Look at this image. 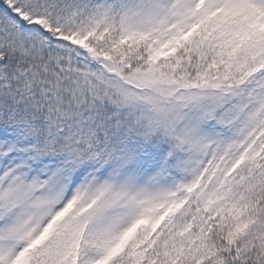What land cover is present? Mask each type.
Segmentation results:
<instances>
[{"label": "snow or ice", "instance_id": "6c2138e0", "mask_svg": "<svg viewBox=\"0 0 264 264\" xmlns=\"http://www.w3.org/2000/svg\"><path fill=\"white\" fill-rule=\"evenodd\" d=\"M0 264H264V0H0Z\"/></svg>", "mask_w": 264, "mask_h": 264}]
</instances>
